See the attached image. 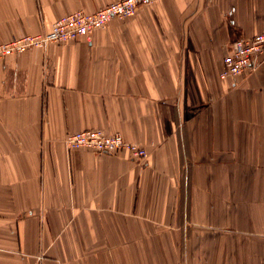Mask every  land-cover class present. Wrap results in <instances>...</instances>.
<instances>
[{
  "label": "crops",
  "instance_id": "obj_1",
  "mask_svg": "<svg viewBox=\"0 0 264 264\" xmlns=\"http://www.w3.org/2000/svg\"><path fill=\"white\" fill-rule=\"evenodd\" d=\"M120 0H0V43ZM264 0H156L0 61V264H264V65L221 76ZM103 130L147 149L69 151Z\"/></svg>",
  "mask_w": 264,
  "mask_h": 264
},
{
  "label": "built area",
  "instance_id": "obj_2",
  "mask_svg": "<svg viewBox=\"0 0 264 264\" xmlns=\"http://www.w3.org/2000/svg\"><path fill=\"white\" fill-rule=\"evenodd\" d=\"M154 1L156 0H120L92 14L80 11L62 17L53 24L49 32L0 43V61L11 55H20L52 44L74 43L88 39L112 20L131 18L140 8ZM223 65L221 76L224 79H236L245 73L258 72L264 65V32L236 42L232 53L225 57ZM65 145L69 151L89 150L99 155L126 153L138 161L146 160L148 157L144 146L128 142L118 134L103 130L71 133L65 138Z\"/></svg>",
  "mask_w": 264,
  "mask_h": 264
}]
</instances>
